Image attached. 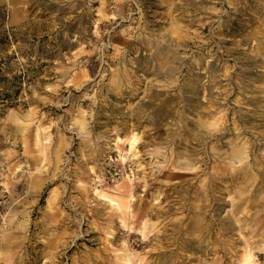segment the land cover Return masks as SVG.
<instances>
[{
    "label": "rangeland",
    "instance_id": "rangeland-1",
    "mask_svg": "<svg viewBox=\"0 0 264 264\" xmlns=\"http://www.w3.org/2000/svg\"><path fill=\"white\" fill-rule=\"evenodd\" d=\"M0 264H264V0H0Z\"/></svg>",
    "mask_w": 264,
    "mask_h": 264
}]
</instances>
